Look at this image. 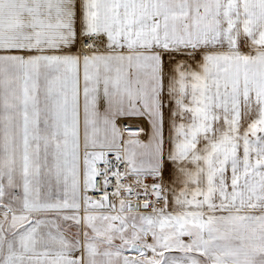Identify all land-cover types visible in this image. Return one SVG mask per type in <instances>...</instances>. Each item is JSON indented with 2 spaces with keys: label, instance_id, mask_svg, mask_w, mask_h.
<instances>
[{
  "label": "snow or ice",
  "instance_id": "6c2138e0",
  "mask_svg": "<svg viewBox=\"0 0 264 264\" xmlns=\"http://www.w3.org/2000/svg\"><path fill=\"white\" fill-rule=\"evenodd\" d=\"M0 264H264V0H0Z\"/></svg>",
  "mask_w": 264,
  "mask_h": 264
}]
</instances>
